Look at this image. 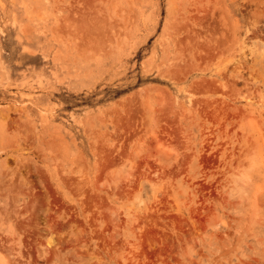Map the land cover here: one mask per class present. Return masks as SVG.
<instances>
[{
  "label": "rangeland",
  "instance_id": "obj_1",
  "mask_svg": "<svg viewBox=\"0 0 264 264\" xmlns=\"http://www.w3.org/2000/svg\"><path fill=\"white\" fill-rule=\"evenodd\" d=\"M0 264H264V0H0Z\"/></svg>",
  "mask_w": 264,
  "mask_h": 264
},
{
  "label": "bare ground",
  "instance_id": "obj_2",
  "mask_svg": "<svg viewBox=\"0 0 264 264\" xmlns=\"http://www.w3.org/2000/svg\"><path fill=\"white\" fill-rule=\"evenodd\" d=\"M199 33H197V32H195V39L197 38H199V35H198ZM194 35V34H193ZM245 64V63H244ZM244 67H245V65H244ZM242 68V67H241ZM240 66L239 67H237V70H236V75L235 76H233V79L234 80H232V83L231 82H229V81H227L226 83H225V85L226 86H229V87H231L232 89L234 88V86L236 85V82L238 81V80H241V81H243L244 83H245V85H247L246 84V79L244 78V76L242 75V73H243V71L241 72V71H239L240 69ZM236 80V81H235ZM248 80V79H247ZM240 81V82H241ZM234 90V89H233ZM3 174V173H2ZM4 174H5V172H4ZM3 176V175H2ZM7 176V175H6ZM4 177V176H3ZM2 178V177H1ZM15 179V178H14ZM1 180H4L3 178L1 179ZM9 180V179H8ZM10 181H8V183H9ZM11 183V182H10ZM4 188V187H3ZM6 195V194H5ZM15 206V205H14ZM15 210V209H14ZM7 211V210H6ZM16 211V210H15ZM14 212V211H13ZM19 212V211H18ZM15 213V212H14ZM21 213V212H20ZM4 214V213H3ZM5 214H7V213H5ZM4 214V215H5ZM10 214V213H9ZM13 214V213H12ZM6 217V216H5ZM9 218V217H8ZM11 219V218H10ZM13 220H15V218L13 219ZM12 220V221H13ZM19 220V219H18ZM20 223V222H19ZM16 224H18V221H17V223ZM15 224V225H16ZM19 226V225H18ZM9 250V249H8ZM7 251V250H6Z\"/></svg>",
  "mask_w": 264,
  "mask_h": 264
}]
</instances>
